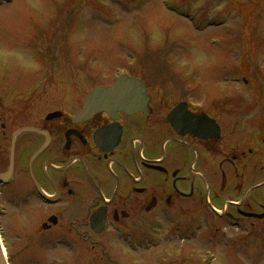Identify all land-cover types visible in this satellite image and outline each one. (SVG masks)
<instances>
[{
	"label": "flooded vegetation",
	"instance_id": "obj_1",
	"mask_svg": "<svg viewBox=\"0 0 264 264\" xmlns=\"http://www.w3.org/2000/svg\"><path fill=\"white\" fill-rule=\"evenodd\" d=\"M28 37L24 61L37 62L39 51L44 64L62 59L48 49L47 31ZM136 63L123 68L137 82L121 99L129 105L114 100L108 110L90 115L79 114L84 98L113 85L112 73L41 78L27 66L0 75L4 238L8 202L18 207L30 201L39 209L30 235L45 247L66 248L69 264H79L86 251H94V244L85 250L88 242L110 229L127 243L141 239L153 247L171 235L182 238L195 226L201 236L220 241V226H232L224 241L240 240L238 251L249 242L263 247V84L208 97L182 89L179 74L163 66L152 73L146 66L139 71ZM222 70L228 87L224 65ZM244 73L243 83L249 84ZM8 108L13 115H4ZM95 214L105 222L98 234L90 227Z\"/></svg>",
	"mask_w": 264,
	"mask_h": 264
},
{
	"label": "rangeland",
	"instance_id": "obj_2",
	"mask_svg": "<svg viewBox=\"0 0 264 264\" xmlns=\"http://www.w3.org/2000/svg\"><path fill=\"white\" fill-rule=\"evenodd\" d=\"M0 1L3 77L29 66L30 73L41 78L62 72L102 78L136 59L139 71L146 72V66L160 73L163 66L165 72L179 74L182 89H194L198 95L219 96L226 88L246 92L258 82L264 88V0ZM43 30L51 38L48 49L62 59L44 64L45 54L39 51L37 62L24 61L29 34ZM221 65L228 72V87L221 79ZM242 72L250 77L249 84L230 81L235 74L242 78ZM8 109L4 115H13ZM2 200H7L4 192ZM7 205L2 224L10 264L70 263L66 248L45 247L30 235L37 226L36 205ZM219 231L224 235L220 241L196 230L192 239L171 235L163 246L151 247L141 239L127 243L110 229L88 242L85 250L94 244V251H86L79 264H264V246L249 242L238 251L240 240L224 241L231 228L220 226Z\"/></svg>",
	"mask_w": 264,
	"mask_h": 264
},
{
	"label": "water",
	"instance_id": "obj_3",
	"mask_svg": "<svg viewBox=\"0 0 264 264\" xmlns=\"http://www.w3.org/2000/svg\"><path fill=\"white\" fill-rule=\"evenodd\" d=\"M122 80V81H121ZM116 86H112V87H109V88H99V89H96L94 90L93 92H91L89 95H88V98H93V96L97 95V96H104L106 98H109V97H113V96H116V93H115V90L118 89V90H123V89H128L130 88L129 86L126 85V81H123L124 79H121ZM119 91V92H121ZM115 94V95H114ZM117 96H121V93L117 94ZM90 104V103H88ZM85 112V111H84ZM82 112V113H84ZM24 130H30L29 128H26V129H22V131ZM90 226L92 228V230L95 232V233H100L102 230H103V221H102V218L98 215H93L91 220H90ZM0 264H3V261H2V258H1V255H0Z\"/></svg>",
	"mask_w": 264,
	"mask_h": 264
}]
</instances>
